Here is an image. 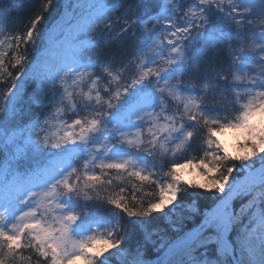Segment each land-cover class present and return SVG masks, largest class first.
Masks as SVG:
<instances>
[{"label":"snow or ice","instance_id":"snow-or-ice-1","mask_svg":"<svg viewBox=\"0 0 264 264\" xmlns=\"http://www.w3.org/2000/svg\"><path fill=\"white\" fill-rule=\"evenodd\" d=\"M52 2L0 18V264H264V0Z\"/></svg>","mask_w":264,"mask_h":264},{"label":"trees","instance_id":"trees-1","mask_svg":"<svg viewBox=\"0 0 264 264\" xmlns=\"http://www.w3.org/2000/svg\"><path fill=\"white\" fill-rule=\"evenodd\" d=\"M62 0H53L52 6L44 12L45 19L40 22L38 28L43 33V31L47 28L48 24L51 23L60 11V3ZM42 6V0H3V3H0V18L7 17L9 19L15 18L16 27H21L26 24L30 18H32L36 13L40 11V7ZM5 21L0 19V25L4 24ZM12 25H8L11 27ZM150 27V25L146 26ZM5 91L3 85H0V95H2ZM191 156H194L195 153H191ZM167 169H165L166 171ZM162 175V173H161ZM198 179V180H197ZM202 177H197L195 180H192L189 184H200L203 183ZM114 183H119V181H115ZM130 187V186H129ZM152 191V187L148 184L143 186V193H150ZM143 193H138V195H142ZM237 202V201H236ZM235 202V203H236ZM237 208H239L240 204H235ZM186 207H188L186 205Z\"/></svg>","mask_w":264,"mask_h":264},{"label":"rangeland","instance_id":"rangeland-1","mask_svg":"<svg viewBox=\"0 0 264 264\" xmlns=\"http://www.w3.org/2000/svg\"><path fill=\"white\" fill-rule=\"evenodd\" d=\"M67 3H68V0H62V2L60 3V11L58 15L51 23L48 24L47 28L43 31L45 40H47V34L50 31H52V29L56 28V26L59 25L65 18L71 16V12L67 8ZM59 31L60 30L57 29V33H56L57 35H59ZM37 47L38 49L42 50L43 44H40ZM40 54L41 52L37 51L38 57ZM51 123L53 125H57L59 123V120H54ZM56 131H57V128L53 126V127L48 128L45 134L51 137L56 133ZM216 139H218L224 145V147L229 151L230 154L235 155L239 151V148L237 145L239 142L243 141L244 137L242 134H239L234 130H225L224 132L218 133L216 136ZM76 163L79 164L80 161H77ZM99 171L100 170L97 168L96 172L99 173ZM178 174L181 178L182 183L184 181H187L188 183H190L192 180H195L197 177L198 178L201 177L198 171L195 168H191V167H185V168L178 169ZM237 204H240V202L237 201ZM165 211H167V208L165 209ZM165 220L170 221V217H165ZM77 264H84V262L81 260H78Z\"/></svg>","mask_w":264,"mask_h":264}]
</instances>
